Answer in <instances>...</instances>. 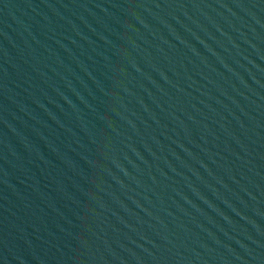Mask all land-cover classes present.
Returning <instances> with one entry per match:
<instances>
[{"label": "water", "instance_id": "obj_1", "mask_svg": "<svg viewBox=\"0 0 264 264\" xmlns=\"http://www.w3.org/2000/svg\"><path fill=\"white\" fill-rule=\"evenodd\" d=\"M0 264H264V0H0Z\"/></svg>", "mask_w": 264, "mask_h": 264}]
</instances>
